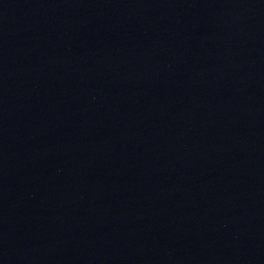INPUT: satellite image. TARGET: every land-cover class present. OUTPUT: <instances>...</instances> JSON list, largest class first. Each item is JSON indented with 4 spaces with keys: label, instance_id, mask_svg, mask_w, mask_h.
<instances>
[{
    "label": "water",
    "instance_id": "1",
    "mask_svg": "<svg viewBox=\"0 0 264 264\" xmlns=\"http://www.w3.org/2000/svg\"><path fill=\"white\" fill-rule=\"evenodd\" d=\"M80 264H264V173L137 231Z\"/></svg>",
    "mask_w": 264,
    "mask_h": 264
}]
</instances>
